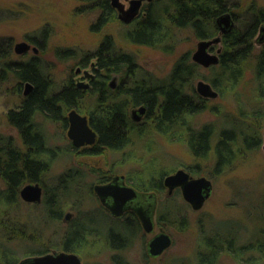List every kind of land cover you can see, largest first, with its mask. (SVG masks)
I'll return each instance as SVG.
<instances>
[{"label":"rangeland","instance_id":"1","mask_svg":"<svg viewBox=\"0 0 264 264\" xmlns=\"http://www.w3.org/2000/svg\"><path fill=\"white\" fill-rule=\"evenodd\" d=\"M236 1L241 6V9L236 11V18L238 17L239 21L253 6L264 8V0ZM130 2L131 0H118L114 6V19L100 28H95L93 25L97 24L100 15L97 2L0 0V39L6 40L9 44L7 59L27 61L36 56L39 63L44 66L45 73L56 88H59L73 74L75 75L74 71L85 57L89 58V62H95L93 67L97 66V58L93 53L104 38L109 36L117 50L132 54L136 63L154 79L163 80L183 54L192 55L197 50L201 39L197 38L190 28H184L174 30L173 41L170 44L173 48L168 51L128 41L124 32L135 16L129 20L121 17H125ZM147 4L148 1L143 0L137 16L143 12ZM238 20L234 22V26L239 24ZM218 35L215 37H220ZM22 41H27L32 46L25 53H18L15 46ZM254 43L257 53L264 43L256 40ZM212 45L215 49L223 48L222 41L214 42ZM33 47L38 51L34 52ZM65 49H72L74 56L58 55L59 50ZM253 64V59H250L235 94L231 91L221 92L208 80L210 68L216 67L217 64L204 66L198 63L199 77L192 80V85L197 89L198 81L204 80L209 82L218 94L216 97L203 96L206 107L190 116L191 124L200 128L206 123H212L219 131L223 126L235 125L240 122L239 120L250 122L251 118L244 120L243 115L250 116V112L256 107H262L264 110V101L257 102L254 91L256 84L253 81ZM88 70L91 71L90 63ZM11 76L8 74L10 79L5 81L0 79V136L12 137L18 147L25 149L18 129L9 123L6 113L19 104L26 84H23L20 94L14 87L17 80ZM113 76L118 77L119 83L121 74L112 73L110 80ZM80 106L81 114H88V111L95 107L94 97L90 93L86 94ZM132 108L133 106L130 110ZM68 111L69 109L65 112L66 116ZM37 121L45 130L48 145L61 148L59 156L53 160L50 170L44 176L45 186L49 188L60 174L73 170L79 176L77 184L79 190L74 189L70 192L71 203L64 208L61 220L48 219L43 202L30 203L21 199L15 208L9 210L11 212L8 215L26 225L27 238L0 240L13 249L19 261L35 256L26 253L34 248H49L51 253L63 251L62 237L71 223L79 219L81 214L90 211L102 212L100 201L93 193L92 186L109 170L113 174L125 175L126 182L138 190L151 192L140 185L148 177L149 170L154 169L158 175L163 169L167 171V176L180 168H185L188 172L192 171L190 172L192 176H206L213 182L212 193L201 209L195 210L184 199L179 188L169 193L168 187L165 186L162 192L157 193L154 232H145V229L140 227L118 252L107 246L106 226L102 223L108 220L107 223L111 222L110 224L122 228L120 222L109 218L106 220L101 217V213L97 214L96 222L86 216L83 220L91 229L100 226L104 232L101 235L88 233V240L75 251L80 256L82 264H116L115 254L121 255L128 264H201L197 259V253L201 248L200 241L204 234L211 235L216 231L225 236L229 230L235 237V245L250 247L240 251L224 250L218 255L217 264H264V253L257 244L252 245L257 241L264 242V117L253 122L262 137L259 148L255 151H244L237 156L231 168L220 174L213 173L212 153L208 159H195L186 142L178 138L170 139L151 132L141 140L135 139V142L124 150L105 149L103 152L92 153L84 150L85 148L73 149L69 146L71 141L67 135L68 124L65 125L63 121L51 120L41 115L37 116ZM154 159L156 164L151 165ZM197 163L200 165L198 168L194 167ZM192 168H197L199 172L191 170ZM162 211L166 214H162ZM67 213L71 214L68 219ZM161 231L171 235V246L159 256L148 255V241L155 233Z\"/></svg>","mask_w":264,"mask_h":264},{"label":"trees","instance_id":"2","mask_svg":"<svg viewBox=\"0 0 264 264\" xmlns=\"http://www.w3.org/2000/svg\"><path fill=\"white\" fill-rule=\"evenodd\" d=\"M85 1L99 4L100 15L93 27L100 28L114 19L115 9L110 0ZM240 9L236 0H153L127 26L124 35L132 43L168 51L173 48L170 44L175 29L190 28L199 39L212 38L219 34L217 18L229 12L235 16L236 23V11ZM238 23L222 35L220 61L216 67L210 68L208 80L221 92L231 91L236 94L248 62L253 59V81L256 84L254 91L257 102L261 103L264 101V46L256 53L254 40L260 24L264 23V8L253 6ZM9 51L8 42L0 39V79L8 80V74H11V78L17 80L14 87L20 94L27 81L34 88L28 96L22 95L19 104L6 113L9 123L18 129L25 149L18 147L12 137L0 136V239L4 238V241L27 238L26 225L8 215L11 212L9 210L20 203L23 185L33 181L43 183L53 160L61 151L57 146L48 145V137L38 123L37 116L61 120L66 125V110L80 109L86 96L72 80H67L56 88L37 57L28 62L8 61ZM58 52V55L64 54L63 57L74 56L72 49ZM93 54L97 58L98 74L92 83V89L88 90L95 99V107L88 111V115L92 127L99 134V141L92 153L103 152L104 148L121 151L133 144L135 139L141 140L145 135L155 132L186 142L195 159H208L212 153L213 173L220 174L231 168L241 153L255 151L261 145L260 131L253 122L264 117L262 107L254 108L250 116L243 115L244 120L250 117V122L239 120L235 125L223 126L219 131L212 123H206L200 128L191 124L190 116L201 111L206 104L192 85V80L199 77L198 64L193 62L189 53L177 60L170 74L163 80L154 79L136 63L132 54L117 50L109 36L104 38ZM89 63L88 58V65ZM112 73L125 77L124 80L121 78L115 89L109 86ZM142 103L148 106V112L145 122L137 124L131 120L130 107ZM154 164L155 159L151 165ZM199 166L198 163L194 165L197 168ZM197 168L191 170L199 172ZM153 170H149L148 177L140 185L157 194L164 190L167 171L161 169L156 175ZM78 181L79 176L73 170H67L57 177L54 184L46 187L43 205L48 219H62L64 208L71 203L70 192L79 190ZM162 214L166 213L162 211ZM86 216L88 213L81 214L67 228L61 241L63 251L75 252L88 240V233L101 235L104 232L100 226L91 229L83 220ZM97 219L94 217L95 222ZM113 221L120 222L115 219ZM107 222L108 220L102 223L106 226L107 246L116 252L122 250L133 232L141 227L132 219L120 222L122 228ZM227 233L225 236L216 231L211 235L204 234L197 253L201 264H217L218 255L224 250L240 251L250 247L235 245L234 235L230 230ZM256 244L264 253V242L252 243L253 246ZM26 253L42 255L51 252L49 248L39 247ZM18 258L13 249L0 240V264H19ZM114 259L116 264H128L121 255L115 254Z\"/></svg>","mask_w":264,"mask_h":264},{"label":"water","instance_id":"3","mask_svg":"<svg viewBox=\"0 0 264 264\" xmlns=\"http://www.w3.org/2000/svg\"><path fill=\"white\" fill-rule=\"evenodd\" d=\"M118 0H113V5H117ZM143 0H131L130 8L125 11V20L134 17L138 12ZM220 23L225 22L226 27L222 29L227 32L231 27L232 20L230 14H225L219 18ZM220 37L213 39H203L199 42L197 50L193 53L192 58L195 62L204 66L215 65L219 63V56L208 51L210 45L214 42H219ZM31 44L27 41L16 43L15 50L18 53H24L29 50ZM36 49V48H35ZM83 84V83H80ZM32 86L27 83V88ZM198 92L204 97H216L217 91L213 86L204 80L198 81ZM144 111V108L140 109ZM70 127L68 136L73 140L75 146L80 147L85 144H94L97 140L96 131L89 125L88 117L82 115L76 109H72L69 113ZM107 184L95 185V191L100 197L101 201L107 205L114 215H121L127 208L126 203L138 197V192L132 186L122 185L116 182ZM164 185L168 187L169 193L179 188L184 199L191 204L195 210L201 209L206 200L210 197L213 189V182L206 176L194 177L185 168H180L172 174L164 178ZM42 195L41 186L36 184H27L21 189V196L24 200L29 202H40ZM153 195L151 194L150 197ZM107 198H111V202H106ZM143 223L146 232H152L154 223L151 216V211L143 208V206L135 209ZM154 210V209H153ZM152 210V211H153ZM150 212V213H149ZM172 244V237L166 232L156 234L148 243V251L151 256H159ZM19 264H82L80 256L74 252L60 251L53 253H46L42 255L29 256L22 259Z\"/></svg>","mask_w":264,"mask_h":264},{"label":"flooded vegetation","instance_id":"4","mask_svg":"<svg viewBox=\"0 0 264 264\" xmlns=\"http://www.w3.org/2000/svg\"><path fill=\"white\" fill-rule=\"evenodd\" d=\"M111 1V5L114 7V5H113V0H110ZM148 1V3H150V2H152L153 0H147ZM143 2V1H142ZM131 3V2H130ZM131 6V5H130ZM141 7H142V4H141V6H140V8H139V10L141 9ZM145 9V7L143 8V10ZM138 10V11H139ZM143 13V12H142ZM141 13V14H142ZM137 14H138V12L136 13V15H135V18L137 17ZM225 14H230L231 15V20H232V24H231V27L228 29V31L227 32H223L222 31V29L224 28V27H226V24H225V22H222V23H220V21H219V18L221 17V16H223V15H225ZM225 14H223V15H221L220 17H218L217 18V24H218V27H219V35L218 36H220V41H222V35H224V34H226V33H228L233 27H234V15L233 14H231V13H229V12H227V13H225ZM140 15V14H139ZM138 15V16H139ZM121 18H125V17H121ZM215 37V36H214ZM214 37H212V38H214ZM212 38H207V39H212ZM201 40H203V39H201ZM200 40V41H201ZM255 40L257 41V42H260V43H264V23H262V24H260V26H259V29H258V31H257V34H256V36H255ZM219 41V42H220ZM32 46V45H31ZM36 47H33V51L34 52H37L38 51V49L36 48ZM209 51L211 52V53H214L213 51H216V53L215 54H217L218 56H219V61H220V56H221V53H222V48H217V49H215V47H214V45H210L209 46ZM25 53V52H24ZM193 55V54H192ZM192 55H191V59L193 60V58H192ZM33 57H36V56H33ZM33 57H31L29 60H27V61H24V62H28V61H30ZM23 61V60H22ZM193 62H195L194 60H193ZM195 63H197V62H195ZM95 64V62L93 63V62H90V67H91V71L90 70H88V57H85V59H84V61H82V62H79V67H77V69L74 71L75 72V75L73 74L68 80H72L73 81V84L77 87V88H79V89H81L83 92H85L86 94H88V90L89 89H92V83L95 81V79H96V77H97V74H98V69H97V67H93V65ZM198 64V63H197ZM122 76V75H121ZM123 80H124V76H122L121 77ZM121 81V80H120ZM120 81H119V83H120ZM29 81H27V82H25L24 84H26L25 86H26V90H25V92H24V94H23V96H28L29 94H30V92L33 90V85L30 87V88H27V83H28ZM30 83V82H29ZM80 83H83V84H80ZM118 77L117 76H113L112 77V80H110L109 81V86L111 87V88H113V89H115V87L117 88V86H118ZM195 91H196V93L200 96V97H202V98H204L199 92H198V90L197 89H195ZM141 108H144V111H141L140 109ZM72 109H76L79 113H81L80 112V110L79 109H77V108H71V109H69V111H68V115L65 117L66 118V124H68V130H69V127H70V119H69V113H70V111L72 110ZM147 112H148V106L145 104V103H142V104H139V105H136V106H133V108L130 110V117H131V120L133 121V122H135V123H137V124H143L144 122H145V118H146V115H147ZM82 115H84V114H82ZM87 117H88V121H89V125L92 127V125H91V122H90V116L88 115V114H85ZM93 128V127H92ZM94 129V128H93ZM95 130V129H94ZM96 131V130H95ZM96 133H97V140H96V142L94 143V144H85V145H83V146H80V147H77V146H75L74 145V143H73V140L69 137V139H70V141H71V144L69 145V146H71L73 149H77V148H85L84 150H87V151H89V152H91L95 147H96V145L98 144V141H99V134H98V132L96 131ZM67 135H68V131H67ZM57 147H59V146H57ZM60 148V147H59ZM106 148H104L103 149V151L105 150ZM118 176H124V178H119L118 180H116V182H118L119 184H122V185H127V186H131V185H129V183H127L126 182V177H125V175H123V174H113L110 170L108 171V172H106L105 174H103L102 176H101V178L99 179V182H97V183H95V184H93V186H92V191H93V193H95V195H96V197L98 198V200L100 201V204H101V208L100 209H102V212H94V211H90V212H88V218H90V220H92L93 222H94V217H96L97 216V214L99 215L100 213V215L101 216H103L104 218H111L112 220H118V221H120V222H124L126 219H132V221H136L138 224H140L141 225V227H143V229H144V226H143V223H142V221H141V218H140V216H139V214H138V212L135 210L136 209V207H139V206H143V208H145V209H148L149 211H151V216H152V220H153V223H154V229H153V231L152 232H150V233H153L154 232V230H155V228H156V222H155V216H156V212H157V194L156 193H154L153 191L152 192H144V191H140V190H138L137 188H135L134 186H132L133 188H135L136 189V191L138 192V197L137 198H135L134 200H132V201H129V202H127L126 203V209L122 212V214L121 215H114L113 213H112V211L107 207V205L105 204V203H103L102 201H101V199H100V197L97 195V193H96V191H95V185H97V184H107V183H110V182H115V179L118 177ZM30 183H32V184H36V183H38L40 186H41V188H42V195H41V201L40 202H30V203H42L43 202V200H44V197H45V195H46V186H45V183H44V181H43V183L42 182H39V181H33V182H28V183H26L25 185H27V184H30ZM25 185H23V187L25 186ZM22 187V188H23ZM21 188V189H22ZM153 195L152 197H150V195ZM20 196H21V190H20ZM21 198H22V196H21ZM22 200L23 201H26V200H24L23 198H22ZM112 200H111V198H107V200H106V202H108V203H110ZM26 202H29V201H26ZM154 209V210H153ZM153 210V211H152ZM70 213H67L66 214V218L68 219L69 217H70ZM91 223V222H90ZM146 232V231H145ZM162 232V231H161ZM161 232H158V233H161ZM149 233V232H148ZM158 233H155L152 237H151V239L156 235V234H158ZM150 239V240H151ZM149 240V241H150ZM149 241H148V243H149ZM148 243H147V252H148V255H150L149 254V251H148Z\"/></svg>","mask_w":264,"mask_h":264}]
</instances>
